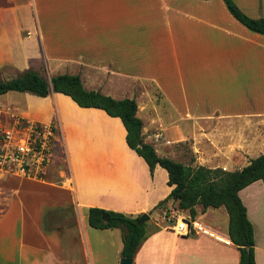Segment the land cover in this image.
<instances>
[{"label":"crops","instance_id":"crops-1","mask_svg":"<svg viewBox=\"0 0 264 264\" xmlns=\"http://www.w3.org/2000/svg\"><path fill=\"white\" fill-rule=\"evenodd\" d=\"M233 1L264 18V0ZM2 66L78 74L87 90L135 99L144 141L161 157L236 171L264 153V35L223 0H0ZM25 114L63 121L43 179L0 174V264H119L121 229L91 227L90 208L149 214L133 264L239 263L224 206L197 205L195 232L172 231L175 203L157 207L173 188L168 173L150 172L119 117L55 92L30 95ZM238 195L264 264L262 180Z\"/></svg>","mask_w":264,"mask_h":264},{"label":"trees","instance_id":"trees-1","mask_svg":"<svg viewBox=\"0 0 264 264\" xmlns=\"http://www.w3.org/2000/svg\"><path fill=\"white\" fill-rule=\"evenodd\" d=\"M229 13L250 31L264 35V18H252L245 14L233 0H223ZM8 92L29 93L46 97L51 92L69 96L80 107L104 110L112 117H119L126 129V142L147 163L153 173L159 165L168 173V184L173 186L166 199L175 203L178 212L187 211L190 218L196 216L195 207L203 210L224 206L229 216L228 234L239 250L238 264H256L254 257L253 228L247 218L246 208L238 192L256 180L264 184V153L251 159L240 170L226 171L201 165L183 164L161 157L142 135L143 122L137 116V103L133 98L115 99L99 91L87 90L78 74H58L49 79L33 69H27L10 79L0 80V95ZM170 211H166V215ZM105 217V218H104ZM139 216L131 217L121 212L90 208L88 224L97 229L119 228L122 232L121 258L134 259L146 237V222Z\"/></svg>","mask_w":264,"mask_h":264},{"label":"built area","instance_id":"built-area-1","mask_svg":"<svg viewBox=\"0 0 264 264\" xmlns=\"http://www.w3.org/2000/svg\"><path fill=\"white\" fill-rule=\"evenodd\" d=\"M55 127L26 117L15 119L12 124L0 122V174L23 178L43 179L53 158L51 147ZM155 141L161 133L153 135ZM174 210L169 227L177 235H189L197 228L195 222Z\"/></svg>","mask_w":264,"mask_h":264},{"label":"rangeland","instance_id":"rangeland-1","mask_svg":"<svg viewBox=\"0 0 264 264\" xmlns=\"http://www.w3.org/2000/svg\"><path fill=\"white\" fill-rule=\"evenodd\" d=\"M78 7V4H75ZM39 72V71H37ZM21 72L16 71L14 67L11 66H2L0 67V80L3 79H9L11 77H14ZM40 73V72H39ZM41 75L49 79V75L46 72H41ZM32 97V94L29 93H22V92H9L7 94L1 95L0 96V119L6 123V122H12L17 118L20 117H27L25 114V111L27 109V99ZM70 109L72 107H65V109ZM57 115V114H56ZM57 117V116H55ZM59 118V115H58ZM62 119H56L54 120L53 124L56 126V131L54 133L53 141H52V149L54 150L56 147V141H57V130L59 128V124L62 123ZM62 126V125H61ZM63 127V126H62ZM157 133V132H155ZM160 133V132H158ZM154 139V137H153ZM160 139V138H159ZM158 139V140H159ZM184 151H185V159L189 158V154L187 152V146L183 145ZM15 176V175H13ZM18 177V176H15ZM164 200V199H163ZM166 205V204H165Z\"/></svg>","mask_w":264,"mask_h":264},{"label":"water","instance_id":"water-1","mask_svg":"<svg viewBox=\"0 0 264 264\" xmlns=\"http://www.w3.org/2000/svg\"><path fill=\"white\" fill-rule=\"evenodd\" d=\"M104 218H105V217H104ZM148 219H149V214H147V213H143V214H141L140 217H139V220H140L141 222H146ZM119 264H133V259L125 258V257L120 258V260H119Z\"/></svg>","mask_w":264,"mask_h":264}]
</instances>
